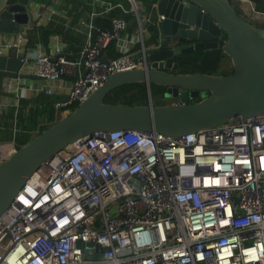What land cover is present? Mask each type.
<instances>
[{"label": "built area", "instance_id": "1", "mask_svg": "<svg viewBox=\"0 0 264 264\" xmlns=\"http://www.w3.org/2000/svg\"><path fill=\"white\" fill-rule=\"evenodd\" d=\"M127 1L140 51L151 19ZM232 3L255 20L251 0ZM255 12L262 22L264 12ZM53 14L37 11L35 18ZM129 21L116 16L99 30L82 20L88 31L76 55L63 53L58 42L50 53L37 45L23 52L20 66L29 64L28 74L43 80L36 93L58 96L54 107L64 116L112 71L149 67L133 57L136 51L103 60ZM27 26L0 33V56L23 47ZM19 74L5 83L17 85L15 103L1 99L0 108L22 97ZM16 148L13 140L0 142V162ZM0 264H264V114L177 138L124 129L68 145L36 169L0 216Z\"/></svg>", "mask_w": 264, "mask_h": 264}, {"label": "water", "instance_id": "2", "mask_svg": "<svg viewBox=\"0 0 264 264\" xmlns=\"http://www.w3.org/2000/svg\"><path fill=\"white\" fill-rule=\"evenodd\" d=\"M34 1L0 0V33L14 34L21 25H30L35 19ZM153 10L156 17L149 39L133 53L134 58L146 60L147 69L112 71L68 114L0 162V216L42 163L93 132L156 131L177 138L239 117L264 114V27L242 17L231 0H156ZM223 36L220 48L231 61L230 73L177 72V58L216 49ZM134 82L146 84L145 99L134 104L104 102L112 89ZM150 84L163 87L164 96L177 101L154 103ZM200 92L206 94L198 97ZM195 97L199 99L193 101ZM77 245L93 244L78 241ZM92 257L99 258L100 253Z\"/></svg>", "mask_w": 264, "mask_h": 264}, {"label": "trees", "instance_id": "3", "mask_svg": "<svg viewBox=\"0 0 264 264\" xmlns=\"http://www.w3.org/2000/svg\"><path fill=\"white\" fill-rule=\"evenodd\" d=\"M144 6L145 11L150 13L156 0H135ZM256 11L264 12V0H251ZM46 5H52V0H41ZM120 2L122 8L115 6V3ZM111 4L113 7L107 12H101L104 4ZM96 5V13L91 16V7ZM58 10L51 15L46 21L34 19L25 30L26 38L23 44L25 52L30 51L41 45L45 53H50L55 41L62 47L63 53L67 55H76L80 50L83 40L76 36L73 38V31L78 25L80 19L85 22L90 21L91 24L99 30H108L111 24V18L120 16L129 21V30L135 29L136 23L132 21L135 18L134 13L130 10L127 0H61L59 5H54ZM125 10V11H124ZM60 11H62L60 13ZM256 26L264 27L263 23H257ZM147 30H153L152 21L147 22ZM95 33V29L92 30ZM150 36V35H149ZM149 39V38H148ZM225 40L222 37L219 47L209 52H191L177 58V72L192 73L204 72L208 74H228L230 70H225L221 66L224 58H228L220 48ZM138 47L136 46L135 49ZM8 53V68L16 71L19 67L20 56L15 55L16 49L9 48ZM111 51L113 57L120 55V52L115 51V40H111L104 52ZM17 53V52H16ZM17 56V57H16ZM6 57H0V100L2 97V77L6 73ZM15 74V73H14ZM13 74V75H14ZM164 88L155 84H150V93L154 103L159 97H164ZM147 97V86L144 82H134L120 85L112 89L104 98V102L109 103H139ZM199 98H197L198 100ZM58 100L56 95H46L44 93H36L33 96H22L18 98V104L10 105L5 108H0V142L13 140L16 147L27 143L33 135L39 133L44 128L48 127L55 121L54 103ZM76 106V105H75ZM73 106V108L75 107Z\"/></svg>", "mask_w": 264, "mask_h": 264}, {"label": "crops", "instance_id": "4", "mask_svg": "<svg viewBox=\"0 0 264 264\" xmlns=\"http://www.w3.org/2000/svg\"><path fill=\"white\" fill-rule=\"evenodd\" d=\"M53 4L52 5H46L45 3L41 2V0H35L34 1V8H33V11H32V15L33 17L35 18V13L38 11V12H48L50 9H54L55 10V13L58 11L55 9L54 5H59L61 0H52ZM120 3V2H118ZM117 3H115L114 5L117 6V7H120L119 5H116ZM121 4V3H120ZM138 4V9H139V13L141 16H149L151 21L153 22V20L155 19L156 15L154 13V10L150 11V13H147L145 11V8L143 5H141L140 3H137ZM122 6V5H121ZM110 7V8H108ZM113 7V5L111 4H104L101 12H107L109 11L111 8ZM248 7L250 9H253L254 6H253V3L251 5H248ZM105 8H108L109 10L107 11H104ZM122 8V7H120ZM97 10V7L96 5H93L91 7V16L94 15ZM256 10L254 9V12L253 11H250V15L252 16V18H255V19H258V17H260L259 14H257L255 12ZM59 12V11H58ZM62 11H60L61 13ZM63 13V12H62ZM37 19V18H35ZM83 19H80L79 22H78V25L75 27L74 31H73V38H75L76 36H79L83 42L85 41V38H86V34H87V31H88V28L85 24L81 23L80 21H82ZM84 21V20H83ZM263 21H264V18H263ZM262 22H257V23H263ZM148 22V21H147ZM256 23V24H257ZM147 24H145L146 26ZM29 26V25H28ZM129 26H130V23L128 22L127 24V27L123 30V32L121 33V38L118 39V40H115V51H118L120 52V54L125 50V51H129V52H134L136 51L135 47L137 46L139 48L140 44L136 41V25H135V29L130 31L129 30ZM147 28V27H146ZM1 35V34H0ZM1 37V36H0ZM127 38L129 43H125L123 38ZM145 40L149 38V31L147 30V32L145 33ZM14 39V35H9L7 36V40L8 41H12ZM57 42V40L55 41V43ZM54 43V44H55ZM16 49V48H15ZM9 48L8 49H5L3 51V54L0 56V57H6V73L3 77H2V84H1V88H2V97L1 99L2 100H6L8 103H15L16 99H15V94L17 93V85L14 83L11 85V87L9 89H6L5 87V83L6 82H9L10 81V78L12 76H14L18 70L20 71V82L25 86V89L23 90H20L18 91V93H20L21 96H27V97H30V96H33L34 94H36V90H34L35 87H38L40 84H43V80H40V79H34L32 78L29 74H28V69H29V64L25 63L22 67L20 66V62H19V66H20V69L18 67V69L16 71H12V69L8 68L7 64L9 63L8 62V53H9ZM17 52V53H16ZM16 52H15V55H19L21 56L24 52V49L23 47L20 48L19 50L16 49ZM16 56V57H17ZM103 56L105 59H109L111 57H113V54L111 51L109 52H104L103 53ZM223 61L224 59L222 60L221 62V66L223 67ZM10 64V63H9ZM11 65V64H10ZM15 73V74H14ZM14 74V75H13Z\"/></svg>", "mask_w": 264, "mask_h": 264}, {"label": "rangeland", "instance_id": "5", "mask_svg": "<svg viewBox=\"0 0 264 264\" xmlns=\"http://www.w3.org/2000/svg\"><path fill=\"white\" fill-rule=\"evenodd\" d=\"M231 2H233V0H231ZM247 19V18H246ZM252 24H254V25H256V23L259 21V20H257V19H255V20H249ZM260 22V21H259ZM223 68L225 69V70H230L231 69V61H230V59L229 58H224V61H223ZM194 100L196 99V98H193ZM193 100V101H194ZM176 101V98H173V97H166V96H164V97H159V99L158 100H156V102H158V103H161V104H167V103H172V102H175ZM55 108V115H54V118H55V120H57V119H59V118H61L62 117V113H61V109H58V108H56V107H54ZM73 109V107H70V108H68V113L71 111Z\"/></svg>", "mask_w": 264, "mask_h": 264}, {"label": "flooded vegetation", "instance_id": "6", "mask_svg": "<svg viewBox=\"0 0 264 264\" xmlns=\"http://www.w3.org/2000/svg\"><path fill=\"white\" fill-rule=\"evenodd\" d=\"M205 94H206L205 92H200L199 95H198V97H201L202 95H205ZM198 97H195V98L197 99ZM196 99H195V100H196ZM192 100H194V99H192ZM195 100H194V101H195ZM176 101H177V99H176ZM176 101H175V102H176Z\"/></svg>", "mask_w": 264, "mask_h": 264}]
</instances>
